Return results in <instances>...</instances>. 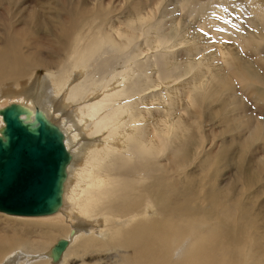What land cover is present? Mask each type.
Here are the masks:
<instances>
[{"label":"bare ground","instance_id":"obj_1","mask_svg":"<svg viewBox=\"0 0 264 264\" xmlns=\"http://www.w3.org/2000/svg\"><path fill=\"white\" fill-rule=\"evenodd\" d=\"M12 13H0V135L1 110L38 107L73 159L57 212L0 211V264L95 249L116 264H264L259 217L235 182L216 191L219 152L202 135L205 108L227 133L264 130L248 110L249 89L264 85V0H38ZM198 28L211 39L198 43ZM32 65L58 73L28 78Z\"/></svg>","mask_w":264,"mask_h":264},{"label":"water","instance_id":"obj_2","mask_svg":"<svg viewBox=\"0 0 264 264\" xmlns=\"http://www.w3.org/2000/svg\"><path fill=\"white\" fill-rule=\"evenodd\" d=\"M1 113L0 211L24 216L57 212L64 203V186L73 154L62 128L41 108L12 103ZM59 242L60 255L68 245Z\"/></svg>","mask_w":264,"mask_h":264},{"label":"rangeland","instance_id":"obj_3","mask_svg":"<svg viewBox=\"0 0 264 264\" xmlns=\"http://www.w3.org/2000/svg\"><path fill=\"white\" fill-rule=\"evenodd\" d=\"M37 1L38 0H0V13L1 12L7 13L8 11H11V13L13 12L12 14L15 15L17 11L20 10V7L22 6L31 7L32 5L36 4ZM6 8H11V9L8 10ZM230 19L231 18L227 16V20ZM13 21L16 23V25L19 24L20 26L23 25L21 22V17H17ZM1 28L2 25H0V30ZM194 38L198 43H204L211 39V34L205 33L204 31L198 28L194 32ZM41 52L42 54H40V56H43L46 59H48L49 56L51 55V52L46 47H44ZM263 54H264V50H263ZM50 70H53L54 72ZM25 72L28 73L27 74L28 78L29 77L34 78L35 76L41 78L44 75L58 73L56 67L47 69L46 66L35 67L33 65L28 66ZM250 73L251 75H253V72ZM24 83L25 85H27L26 81H24ZM8 89H10V87ZM165 89L166 87L163 86L155 90L154 92L155 93L163 92ZM240 90L241 89L237 87V91ZM249 93L251 99L248 100V106H249L248 110L254 118L252 120L253 126H256L259 120L264 119V108L261 107V102H262L261 100H264V85H256L254 87H251L249 89ZM221 94H223V92H221ZM254 96L259 100L256 103L253 99ZM217 104L218 102L215 103L212 108H214ZM191 110H195V107H191ZM204 110L206 117L203 116L202 119L205 121L204 134L202 135H205L204 136L205 143H207V146L205 144V152H210V153L219 152V163L217 165V168L221 169V173L219 175L217 183L219 187H223V188L221 192L218 190L216 191L220 195H227L231 191L230 180L233 181L232 183L235 182L234 184H236L237 191L240 194L238 200H240L241 203H245V205L247 204V206L249 205L248 207H251L253 209V211L259 217V222L261 223L260 230H264V137H263L264 130H261L260 132L258 131L257 133H252L251 131L246 130L240 133V128H239L238 130H234V132L227 133L225 132V129H223L225 127L224 122H221L222 120H220L221 118L224 117V115L217 110L219 112V118H217V120L214 121L211 120L210 118L211 115H209L208 113V112L212 113L211 111L212 109L205 108ZM232 115L237 116L235 112H232ZM217 122L219 123L217 124ZM231 138H233L234 145L231 148V150L233 151L230 150L231 152L229 151L230 153L229 155L228 153H225L224 152L225 149L221 147L223 145L224 139L226 141ZM242 139H244V142L246 143V145L244 143V148L246 147V149L241 148ZM213 147L215 148L213 149ZM205 152L202 153L203 156L204 154H206ZM231 155L232 157H234L235 160L232 157L230 160L232 161L234 160L233 162L235 164L232 161H229V157ZM247 170L250 172V175L252 177L250 182L248 179H246L244 176L242 177L241 175L242 171H247ZM257 194L258 196L256 197ZM260 209L262 210L261 214H260L261 211ZM101 219L102 218H100L99 220L101 221ZM0 225L7 227L5 220H2V218H0ZM236 230H239V227ZM55 236L57 237L59 236L58 238L63 237L57 233H55ZM76 245L77 243L71 248V251ZM76 253H78L79 256L73 254V252H70L67 260L63 261L62 264H116V262L118 261L117 260L116 262H114L113 260L110 261L106 260L105 257H109L111 254L109 253L106 254L105 252H102L99 249H95V251L93 250L91 253H87V254L83 253V251ZM42 258L46 259V256H43ZM49 264H52V262Z\"/></svg>","mask_w":264,"mask_h":264}]
</instances>
